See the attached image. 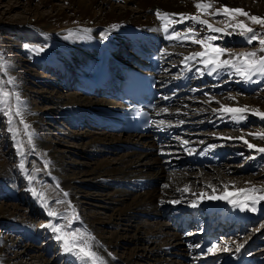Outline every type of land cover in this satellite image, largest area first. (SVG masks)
<instances>
[{"label": "bare ground", "instance_id": "6f19581e", "mask_svg": "<svg viewBox=\"0 0 264 264\" xmlns=\"http://www.w3.org/2000/svg\"><path fill=\"white\" fill-rule=\"evenodd\" d=\"M66 1L68 2V7L60 9L56 8L55 0H43L40 7L23 6L22 18L24 21H27L28 16H33L35 20L24 22L25 24L16 29L19 30L18 32L22 36L27 35V33L30 36H35V30L40 28L37 24L44 28L47 24L55 26V28H50L52 29V35L49 41L54 50L52 56L56 65H45L44 63L43 65L55 71L61 69L69 80L68 73L61 67L63 62L59 61V59L64 57L65 62L69 63L71 61L68 58L69 53L77 50L78 58L73 62L75 72L70 73V79H72V84L80 89L79 95L81 93V99L75 101L72 99L71 94H67L65 100L54 98L52 102L61 106L64 114L71 112V114L75 113L80 116L91 115L92 119L94 118L93 115H95L96 117H102V120L98 119L97 121L112 126H117V122L121 121L118 112L125 104L124 98L120 95L121 89L119 87L120 69L122 66L133 64L156 71L153 60L150 58L151 55L155 54L158 58L165 61L168 58L171 59V55L179 52L182 53V63L184 57L189 56L187 54L188 51L181 49L179 45H175L189 40H168L166 37L171 34L173 26L170 24V32L165 33V21L157 17V11L177 14L176 18H178L179 14L200 15L194 5L196 3H210L215 7V10L224 6L242 8L251 15L263 17L257 11L258 9L256 10V8L261 9L260 5L255 8L253 4H247L245 0H124L125 5H115L113 0ZM129 4L136 5V8L131 10L132 12L128 10ZM48 5H51L54 11L51 12L52 15L47 14V12L45 14L43 10ZM12 8L15 7L13 6ZM237 21L251 24V21L242 15L237 16ZM193 23L189 20L176 24L174 30L182 34L188 28L197 31L191 25ZM194 24L197 25L199 23ZM99 29L103 30L102 34H98ZM241 36L240 41H245V36ZM122 44H125L127 49L124 50L123 56H119V51L125 48ZM199 51H203V49ZM134 53L137 54L135 55ZM259 53L264 55V52L259 51ZM144 58L145 61L139 64L138 62ZM228 58V55L222 57V59ZM174 64L172 63L168 67H172L173 70L176 66L175 64L173 67ZM178 65L183 64L179 63ZM198 65H201L199 68L203 69V72L200 73L202 80L192 79L193 84L185 88L178 81L177 77L181 76L180 74H175L173 73L174 71H164L163 74H160V71L156 72L163 95L158 99L153 110L155 117L151 131L138 132L131 131L128 128H120L123 133L116 135L94 131H85L84 133L82 151L85 152H88L98 144L108 148L109 152L125 148L140 149L138 151L121 152L115 158L95 160L86 164V168L78 171L79 175L86 177L91 185L101 188L99 184H102L104 189H108L106 193H86L83 196V198H88L93 200V202L104 203L102 204L103 206L100 205V208L104 210L103 212L107 216L103 218L100 214V216L96 214L97 211L95 213L88 210V217L86 218L88 221H83L84 225H81L82 227H77L80 222L78 216H72L68 218L65 224L66 227H63V230L66 232L74 230L82 232L84 230L87 233L89 231L98 242L96 250L104 258L106 264H135L134 260L139 257H143L153 264H181V262L182 264H195L201 258L199 246L203 242L202 234L197 236L186 235L185 229H183V222H197L198 214L206 211L211 213L212 216V220L203 226L207 230L214 229L216 224L219 222L222 224L229 219L234 223L232 228L238 230L240 228L236 219L247 221V224H250L253 219L259 218L264 213L261 203L258 206L259 211L256 213L242 212L227 201L204 200L200 202L197 208L191 207V202L196 200L200 193L212 194V188L209 185L218 190L219 182H222V185L231 184L232 188L229 187V191H236L237 189L248 188L253 185L263 188L260 185V181L257 180L258 177H250L248 180L246 178L226 177L225 171L222 170L223 166L218 161L221 160V154L225 153L227 148H224L221 153L220 147L215 144L216 142L212 144L213 138L216 136L229 138L230 141L235 137H243L250 139V143L256 144L258 148L264 147V145L259 143L260 139L257 140L252 136V134L257 133L252 132L250 135V132L243 130L237 133V130L232 126L234 122L231 119H227L226 122L220 121L222 118L219 121L207 119L205 122L199 120L198 123L195 120L197 116H200L199 114H206L205 116L210 118L207 115L209 111L214 108L219 109L221 105L239 107L231 99L232 97H235L240 103V107L247 105L249 108L263 110L262 112H264V107L260 106L256 101H252L249 96V91L254 85L259 83L257 81L261 80L262 76L259 78L260 75H254L256 78H252L248 83L245 82L244 90H242L240 89L241 85H238L241 82L239 81L240 79L232 78V75L230 76L229 74L224 80L227 83L224 84L228 85L231 93L226 96L224 94L217 95L212 94V87L218 86V82H213V80H217L219 75H213L209 79V74H206L208 68L200 63L198 58L189 62L187 67H182L186 71L184 79L190 82V73ZM204 79L207 80L204 81ZM69 85H71L70 82ZM87 94L93 96L94 100L88 99L86 97ZM23 96L27 97L26 94H23ZM164 108H167L168 111L164 112ZM31 112L34 111L31 110ZM201 118H204V116ZM257 118L260 117L258 116ZM26 119L30 120L34 125L37 118L36 115L27 113ZM81 120L75 122L81 123ZM160 121H164V123L160 124ZM243 121L245 122V120ZM87 122L89 121L87 120ZM94 123L97 122L94 121ZM183 124L187 125L183 126ZM210 128L213 130L208 131ZM171 129H175L174 132L180 131L176 138H174V134L168 131ZM185 140L189 143L184 144L183 141ZM156 142L159 146L162 143L163 145L158 147ZM42 144L46 155L51 161V165L49 163L46 167L47 171L54 172L58 176V182L63 189L68 191L71 187H78L77 178L71 176V173L73 175L76 174L74 170L71 172V169H68V165H63L60 161L61 155L66 156L67 149L58 148L60 153L52 149L53 146L55 148V145L53 144L52 146L50 141L46 140ZM192 148L194 149V154L190 153ZM255 155L252 158H256ZM176 165H179V167H176ZM106 175L112 176V178L105 180ZM51 179L55 181V178L51 177ZM156 182L159 184L158 186L149 188L154 186ZM165 185H168V187H164ZM185 187L190 188V191L184 192L183 189ZM223 192L219 193L216 191V194L220 195ZM69 193L73 197L71 189ZM0 194L7 195V193ZM173 200H180L181 203L173 204L171 203ZM4 212L7 213V209L1 207L0 214ZM170 213L175 217L169 220L165 219ZM59 214L68 215L72 213L63 211V213L60 212ZM64 215L62 216L64 217ZM177 216L180 217L179 223ZM146 217H154L152 219L166 221L153 222ZM1 219H7V215L1 216ZM133 220L135 224L130 225L129 222ZM55 223H57V220ZM49 224H52V221ZM105 224H109L110 227L116 230L113 229L107 235L105 228L101 226ZM220 226L223 234L231 231L228 226ZM23 228L22 230L26 231L23 234L31 237V229ZM245 229L246 227H243V230ZM49 236L52 239L44 245L43 250L52 248L51 244H58V250L61 251L66 259L72 262L65 261V264H78L74 256L64 252L61 246L62 242L57 241V244H55V236L53 237L51 232ZM233 241L231 240L230 244H233L231 246L234 249V256L231 249L224 253L217 251L207 253L202 259H208L209 261L219 258L223 260L222 264H252L255 261L254 255H246L242 251L237 253L234 247L237 244L234 245L235 242L233 243ZM248 243L251 244L250 242ZM6 245L10 248L15 247L17 245L16 238H10ZM124 245H127L126 247L128 248L125 249ZM247 246L248 244H244V248ZM111 251L117 252L123 260H119L117 256L113 258L111 255L114 254ZM26 252L24 251L23 253L25 254ZM170 252L176 258H179V255H187L191 258V261L188 262L183 258H179V260L163 258L164 254L169 255ZM21 255L9 252V250L8 252L0 250V264H11L13 259L20 258ZM32 258L36 260L37 263L35 264H51L40 253L32 255ZM13 262L23 264L21 259ZM211 263L219 264L214 261Z\"/></svg>", "mask_w": 264, "mask_h": 264}, {"label": "rangeland", "instance_id": "374dc122", "mask_svg": "<svg viewBox=\"0 0 264 264\" xmlns=\"http://www.w3.org/2000/svg\"><path fill=\"white\" fill-rule=\"evenodd\" d=\"M42 1L43 0H0V85H2L4 90L9 93V105L11 106L12 112V116L10 117L6 111H0V193H7V195L0 194V208L2 207L7 209V213L4 212L0 214V217L7 215V219L0 220V250L5 252H8L9 250V252L20 255L24 251H27L25 254L23 253L20 258L13 259V261H19L21 259L23 264L37 263L36 260L32 258V255L36 253L42 254L44 259L49 260L51 264H65V261L69 260L66 259L61 251L58 250L56 240H54V242L57 245L51 244L52 248L43 250L44 245L52 239V237L49 236V233L51 232L53 237L56 235V233L51 231L48 225L55 224L57 226L62 225L66 227L65 224L67 223L68 218L73 216V212H75V217L78 216V219L80 220L77 225L79 228L84 225L82 223L83 221H88V219H86L88 217V210L95 213L97 211L96 214H100L103 218L107 216V214L103 212L104 210L100 208V205L103 206L102 204L104 203H96V201L93 202V200L83 198V196L86 193H106L108 189H104L102 184H99L101 188L99 186L97 187L91 185L90 181H88L86 177L79 175L78 171L86 168V164L94 162L95 160L115 158L121 152L129 150L138 151L140 149L136 150L132 148H125L123 150L117 149L118 151L111 150L112 152H109L108 148L98 144L91 148L88 152L82 151L85 131H94L111 135L123 132L109 125L96 124L92 122V119L89 120L91 115H82L81 118L80 115L75 113L71 114V112L64 114L62 107L57 105V103L52 102L54 98L65 100L67 94H71L72 99L75 101H79L81 99V93L79 95L80 89L72 84V79H70V73L75 72L73 62L78 58V51L75 50L74 52L69 53L68 58L71 60L69 63L65 62L64 57L59 59V61L63 62L61 67L69 75L68 80V76L64 71H61V69L59 71H55L54 69L43 65V63L45 65H56L52 56L54 50L49 41L52 35V29L50 28H55V26L47 24L44 28L40 24H37L40 28L35 30V36H30L28 33L27 35L22 36V34L18 32L19 30L16 28L21 27L22 24H25L24 22L35 20L33 16H28L27 21H24L22 18L24 12L23 6L40 7L42 5ZM245 2L250 5L253 4L255 8L260 5L261 9L259 10V8H256V10L258 9L257 11L259 14H262L264 17V0H245ZM55 3L57 4V9L68 7V2L66 0H55ZM113 3L115 5H125L124 0H113ZM13 6L15 8H12ZM135 8L136 5L129 4L128 10L129 12H132L131 10ZM43 10L45 11V14L47 12V14L52 15L51 12L53 9L51 8V5H48V7ZM216 10L212 5V8L208 10L207 14L200 13L201 18L208 20L209 23L216 28H225L226 25L238 23L237 17L233 20L225 15H213L212 13L216 12ZM3 14H5V16H3ZM249 24L250 23L247 25L254 28L260 38H264V27L254 25L252 23L250 25ZM191 25L195 27L197 30L196 32L199 34L196 37L197 39H203L211 35L222 37L213 43L216 46L226 49L230 54H235L236 52L237 54H242L255 51L258 55H261L259 53L260 50H258V48L261 49V45L258 41L248 43L247 36H245V41H240L242 36L239 34L238 29L229 27L227 31L231 34L225 35L211 32L205 25L202 24L196 25L193 23ZM102 33L103 30L99 29L98 34ZM25 44L29 45V48H25ZM175 45H179L181 49L188 51L187 54L189 55L203 49L200 45L192 43L190 40L183 42L182 44L177 43ZM122 46H125V44H122ZM40 48H43L44 51H38ZM119 53L123 55L122 52L119 51ZM171 56V62L175 64H182V53L177 52L175 55L173 54ZM169 64L170 63H167V66ZM175 64L173 66H175ZM197 67H199V65ZM164 69H167V67H164ZM177 71L178 73L183 72V70H181V65L178 67V70L176 69V72ZM195 72L199 73L198 69H196ZM208 73L209 68L207 69L206 74ZM234 73V69L221 68L217 72L209 74L208 78L210 79L213 75H219L217 80L222 81L230 74V76L232 75V78L240 79L239 81L241 82L238 85H241L240 89L244 90V83H248L249 81ZM194 77L196 79H200L201 74H195ZM260 77L261 75L259 78ZM255 78L256 77L253 76V79ZM263 79L264 76H262L261 80L257 81L259 83L253 86L251 89L252 91H249V96L252 101H256V103L264 107ZM11 80H14L15 84L10 83ZM69 82L71 85H69ZM224 82H222L220 86L216 87L212 91V94H224L226 96L231 93L229 88L224 87ZM17 94L23 101L24 105L23 121L24 123L30 125L29 131L33 133L31 144L28 143V136L24 131V123H21V118L15 115ZM23 94H26L27 97H24ZM87 95L86 97L88 99L94 100L93 96H90V94ZM233 100L235 104L240 107V103L236 99ZM31 110L34 112H31ZM211 110L212 111H209L207 114L210 118H207L205 116L206 114H199L200 116H197L195 119L197 120L196 123H198L199 120H202L201 122H205L207 119L219 121L222 118L220 121L225 122L227 119H231L229 114L213 112V109ZM27 113L36 115L37 119H35L34 125L30 120L26 119ZM245 115L247 117L245 119L246 124L244 121H233L234 125L232 126L237 130V133L241 130L250 132V135L252 132L257 134L264 133V119L257 118L258 116L252 113H247ZM202 116H204V118H201ZM80 118L82 119L81 123H74L75 119V121H78ZM97 118L102 120V117ZM10 119L14 121V127L18 131V135L15 139L13 138V133L9 131V129L13 127V125L9 123ZM87 120L89 122H87ZM95 120L97 119L95 118ZM212 130L213 129L210 128L208 131ZM178 134L179 133L174 132V138H176ZM252 136L259 140L255 134H252ZM239 138L240 137H235L231 139V141L229 138H221L220 136L213 138L212 144L216 142L215 144L221 147L220 149H222V151L223 148H227V151L222 154L223 158L219 161L221 166H223L222 170L225 171V176L229 178H246L248 180L250 177H258L257 180L260 181V185L264 188V153H259L256 149L249 148L247 144L244 143V140ZM244 139H246L249 143L251 142L250 139ZM46 140L50 141L52 146L53 144L55 145V148L54 146L52 148L55 151L60 152L58 148L67 149L66 156L61 155L60 161L63 165H68V169H71V172L74 170V173L76 174L73 175L71 173V176L77 178L78 187H71L68 191L63 189L58 182V176L54 172L47 171L48 169H46L45 164L49 165L50 163L51 165V161L48 155H46L45 148L42 144ZM18 141L23 142L24 156H21L17 150ZM259 141L260 144L264 145V139H260ZM162 145L163 143L159 146L156 142V146L161 147ZM254 154H256V158H252ZM22 160L25 164L24 171H21L19 167ZM250 165H252L253 168L252 166L250 167ZM176 167H179V165ZM25 173L33 177L32 182H29ZM51 177L55 178L56 182L52 180ZM105 178V180H110L112 176L109 177V175H106ZM218 184L219 189L216 191L221 193L224 191L225 185H222V182H219ZM158 185L159 184L156 182L154 186L149 188H154ZM226 185L228 188H232L231 184ZM31 188H35L38 193L43 194V202L47 203V208L42 206L41 199H38L32 194L30 191ZM70 189L73 192V197L70 196ZM65 193H67L66 196L64 195ZM261 204L262 211H264V202H261ZM49 210H54L57 214L60 212L63 213V211L65 213L72 214H59L62 218L59 216L51 217L48 215ZM62 215H64V217ZM171 217L172 216H168L166 219L168 220V218ZM146 218L153 222L166 221L162 219H152L154 217ZM56 220L57 223H55ZM50 221H52V224H49ZM13 223H15V225H13ZM129 223L130 225L135 224L134 220ZM250 223L251 224H245L244 221H239V228L241 229V227L245 226L247 229L235 231L231 230L228 235H225L224 241L220 245L221 250L217 252L224 253L225 251L223 249L229 248L232 249L234 256V249L231 246L233 244L230 245V241L234 240V245L245 244L248 241L251 243L248 245V253H252V255L256 253V257L260 261L258 264H261V261L264 263V213H262L259 218L252 220ZM227 224H230V221H227ZM13 226L15 227L12 228ZM101 226L105 228L104 230H106L107 235L113 231V229L116 230L115 228L110 227L109 224ZM231 226L232 225L230 224V227ZM23 227L31 229V237H27V235L23 234L26 232L22 230L24 229ZM82 232L85 231L83 230ZM88 233L90 232L88 231ZM10 238H16L17 245L15 247L10 248L6 245V243L8 244V240H10ZM126 246L127 245H124L125 249L128 248ZM111 252L114 254L111 255L113 258H116L117 256L119 260H123L117 252ZM163 256V258H167L168 260H179V258L174 257L171 252L169 255L164 254ZM13 261L11 264H16ZM134 262H136L135 264H153L151 261L143 257L135 259Z\"/></svg>", "mask_w": 264, "mask_h": 264}, {"label": "snow or ice", "instance_id": "6c2138e0", "mask_svg": "<svg viewBox=\"0 0 264 264\" xmlns=\"http://www.w3.org/2000/svg\"><path fill=\"white\" fill-rule=\"evenodd\" d=\"M195 8L198 10V13L207 14L208 10L212 8L210 3H196ZM213 15H225L231 19H235L237 16L242 15L247 17L252 24L260 25L264 27V17L251 15L247 11L242 8H228L224 6L220 9H217L216 12L212 13ZM156 15L161 20L165 21L164 23V32H170V24L173 26L171 34L167 35L168 40H190L192 43L198 44L203 48V51L194 52L189 56L184 57V63L187 67L189 62L197 60L199 58V62L205 65V67L209 68V74L213 72H217L221 68H231L235 70V73L241 76L243 79L247 81H251L254 75L264 76V55H258L257 52L252 51L248 53L242 54H230L226 49L216 46L213 42L222 38L217 35L207 36L203 39H197L196 37L199 35L194 29L188 28L185 33H181L179 31L174 30V26L179 23H184L185 21H192L194 23H199L205 25L211 32L221 33L225 35H230L231 33L227 31L229 27L238 29L240 35L247 36V42L253 43L254 41H258L261 45V52H264V38H260L257 34V31L249 27L247 24L243 22H238L233 25H226L225 28H216L213 27L208 20H204L201 18V15H191V14H179L178 18H176L177 14L170 13H161L160 11L156 12ZM115 27V26H114ZM25 48H29V45L25 44ZM38 51H44L43 48L38 49ZM228 55V59H222L223 56ZM190 70V69H189ZM198 71L203 72V69H198ZM10 83L15 84L14 80H11ZM231 99H235L232 97ZM207 102V101H206ZM23 101L20 99L19 95H16V112L15 115L21 118V123L23 121ZM0 111H6L7 114L11 117V106L9 105V93L4 90L3 86L0 85ZM164 112H167L168 109L164 108ZM214 112H221L224 114H229L230 118L234 122H240L245 120L247 117L245 114L252 113L260 118L264 119V112L259 109L249 108L247 105L243 107H231L227 105H221L219 109H213ZM9 123L13 125L9 129L13 133V138L15 139L18 135V131L14 127V121L12 119L9 120ZM164 121H160V124H163ZM182 123V122H181ZM30 125L24 123V131L28 136V143L31 144L33 133L29 131ZM258 139H264V133L255 134ZM239 139L244 140V143L247 144L249 148L256 149L260 153H264V147H257L256 144L249 143L243 137ZM184 144H188L187 140L183 141ZM17 150L21 156H24V147L23 142H17ZM21 171L25 170V164L23 160L19 165ZM47 167V164H45ZM27 179L29 182L33 181V177L31 175H27ZM250 183V182H249ZM164 187H168L165 185ZM212 194L202 192L197 196V199L191 202V207L197 208L200 202L204 200L210 201H227L229 204L234 207L239 208L240 211H248L252 213H256L259 211L258 206L261 202H264V188H258L256 186H251L248 188L237 189L236 191H229L228 186L225 185L224 192L220 195L216 194L215 187H212ZM30 191L34 196L38 199H41L42 206L47 208L48 205L46 202H43V194L38 193L35 188H31ZM184 192H189L190 188L185 187L183 189ZM65 196L67 193L64 194ZM173 204H180V200L171 201ZM48 215L51 217H56L58 214L54 210H49ZM73 216L75 217V212H73ZM51 231L56 233L55 240L58 242H62V248L65 253L71 254L76 258L78 264H106V261L102 256L99 255L96 250V246L98 242L95 240V237L90 233L71 231L66 232L63 230L64 226H57L55 224L48 225ZM244 248V244H237L235 247V251L239 253L241 249ZM219 245H216L214 248H209V252L220 251ZM224 251H230L231 249L225 248Z\"/></svg>", "mask_w": 264, "mask_h": 264}]
</instances>
